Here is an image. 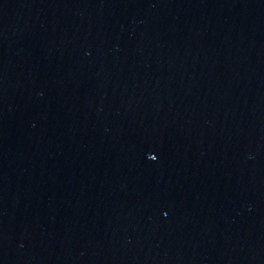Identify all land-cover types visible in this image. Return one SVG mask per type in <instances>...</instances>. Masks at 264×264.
Segmentation results:
<instances>
[{
  "label": "water",
  "instance_id": "water-1",
  "mask_svg": "<svg viewBox=\"0 0 264 264\" xmlns=\"http://www.w3.org/2000/svg\"><path fill=\"white\" fill-rule=\"evenodd\" d=\"M264 69V0H0V108L151 99Z\"/></svg>",
  "mask_w": 264,
  "mask_h": 264
}]
</instances>
